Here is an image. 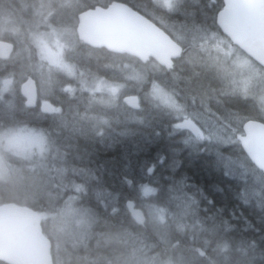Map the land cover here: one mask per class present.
Wrapping results in <instances>:
<instances>
[{
  "label": "trees",
  "instance_id": "obj_1",
  "mask_svg": "<svg viewBox=\"0 0 264 264\" xmlns=\"http://www.w3.org/2000/svg\"><path fill=\"white\" fill-rule=\"evenodd\" d=\"M111 1L148 16L184 46V55L168 71L153 60L142 64L94 50L76 36V51L65 53L66 65L75 70L70 76L48 64L27 34L20 38L10 29L3 31L0 40L16 48L10 59H0V88L10 79L17 91L0 100V114L5 113L0 116V134L5 133L12 146L17 143L9 138L16 132H42L58 139L47 140L39 159L7 153L8 163L45 174L48 185L36 194L0 178V207L30 206L43 216L40 227L52 241V264H264V175L237 140L247 120L264 122V102L233 95L223 97L225 109L211 105V94L202 93L205 80L199 79V72H204L195 53L220 44L210 40V32L202 39L181 41L164 25L161 19L175 21L174 0L158 9L159 17L149 14L143 0H86L79 11ZM222 8L220 0L212 22L228 39L215 23ZM186 9L188 22L196 18L188 25L199 32L206 8L193 4ZM21 47L25 52L18 56ZM44 66L59 77L49 83L48 94L40 90L41 78L48 74ZM28 77L36 80L39 93L32 108L21 92ZM211 85L212 80L206 89ZM179 91L184 100L176 97ZM127 96H136L139 106L130 107L124 101ZM40 102H50L55 111L45 114ZM12 103L15 107L7 106ZM198 114L229 130L234 142L211 148L195 145V135L178 123L189 118L204 131ZM228 157L246 162L229 165ZM70 199L94 218L87 225L88 236L65 234L63 244L55 234L57 218ZM130 200L145 212L143 225L129 212ZM0 264L11 263L0 258Z\"/></svg>",
  "mask_w": 264,
  "mask_h": 264
},
{
  "label": "rangeland",
  "instance_id": "obj_2",
  "mask_svg": "<svg viewBox=\"0 0 264 264\" xmlns=\"http://www.w3.org/2000/svg\"><path fill=\"white\" fill-rule=\"evenodd\" d=\"M86 0H1L0 3V34L3 31L10 29L15 35L23 38L26 34L29 39L39 44L40 51L44 53L45 60L51 66L62 68L65 72L72 76L75 72L74 68L69 67L65 63L66 52H75L78 46L75 35V14L84 6ZM174 22L167 23L161 19L162 23L172 30V32L182 41L194 39L196 37L204 38L209 33L210 40L217 41L220 47H207L196 51L195 56L197 61H200L199 67L203 70L199 73V79L205 80L202 87V93L211 94V105L225 109L224 96H240L242 98L251 97L264 102V69L250 59L246 54H243L238 48L231 46L228 39L222 36L216 29L212 20L216 15V9L220 6V0H174ZM193 4L203 6L205 15V25L202 26L199 32L192 30V26L188 25L193 22H188V12L186 7ZM202 4V5H201ZM195 15H193L194 17ZM191 34L186 36V32ZM196 41V40H195ZM219 41V42H218ZM62 53L63 49H65ZM25 52L21 47L17 55L22 56ZM44 72L48 73L50 67L44 66ZM91 72L93 68L88 67ZM78 72V70H76ZM58 76L48 73L41 78L43 81L40 90L44 94L50 93L52 82L58 81ZM215 85L206 86L208 82ZM45 81L48 83H45ZM191 82V81H190ZM190 82L187 83L191 86ZM196 83V81H195ZM217 85V86H216ZM17 91L16 86L4 84L1 82L0 100L6 94H13ZM176 97L184 100V94L178 92ZM10 108L15 107L14 103L7 105ZM5 116V113L0 114ZM197 120L204 127V132L201 135L191 138L195 145H206L211 148L223 147L231 145L234 139L231 137L229 130L220 129L216 123L209 122L205 115H197ZM210 127V129H208ZM203 130V129H202ZM209 130V131H207ZM37 133V132H36ZM25 131L16 132L11 135L9 140L17 143L16 146L6 142V134H0V178L11 181L13 185H17L20 190H30L34 193L42 190L48 181L46 175L33 174L31 171L20 167L16 162H7V153L23 154L31 160L39 159L45 154V145L48 139H58L57 136L45 134L42 132ZM209 145V146H208ZM67 159V156H65ZM228 157L227 163L238 162L243 165L246 162L242 158ZM33 171V169H32ZM63 171L60 173L62 174ZM254 173V171H252ZM80 177L83 173L80 172ZM43 216L39 215L41 220ZM94 218V215L85 209L76 206L74 200H68L59 217L57 218V230L55 234L61 239L62 235L74 236L82 238L88 236L89 221ZM64 244L63 238L61 239Z\"/></svg>",
  "mask_w": 264,
  "mask_h": 264
},
{
  "label": "water",
  "instance_id": "obj_3",
  "mask_svg": "<svg viewBox=\"0 0 264 264\" xmlns=\"http://www.w3.org/2000/svg\"><path fill=\"white\" fill-rule=\"evenodd\" d=\"M223 3L216 18L217 25L233 44L264 68V0H223ZM78 17L79 40L95 49L135 56L142 63L152 58L168 70L184 52L183 47L160 26L119 1L88 9ZM14 50L12 42L0 40V59H10ZM5 82L11 83L9 80ZM22 93L26 104L35 107L39 94L36 80L28 77ZM124 101L132 108L139 106L136 96H128ZM54 109L50 103L42 104V111L46 114ZM179 127L188 128L195 134L199 131L189 120L180 122ZM237 138L246 156L264 175V122L247 120L243 134H238ZM152 171L153 167L149 174ZM126 206L134 221L143 225L145 212L131 200ZM51 249L52 241L39 226V217L32 207H0V258L11 264H52Z\"/></svg>",
  "mask_w": 264,
  "mask_h": 264
},
{
  "label": "flooded vegetation",
  "instance_id": "obj_4",
  "mask_svg": "<svg viewBox=\"0 0 264 264\" xmlns=\"http://www.w3.org/2000/svg\"><path fill=\"white\" fill-rule=\"evenodd\" d=\"M140 2H145V3H147V5L149 6V7H154V8H157V13H159V10L158 9H162L163 10V7L164 6H159V5H157V3H156V1L155 0H143V1H140ZM83 11V10H82ZM81 13V12H80ZM77 15H79V13L77 14ZM77 24H78V21H77ZM97 49V48H96ZM101 50H104V49H101ZM105 51V50H104ZM107 52V51H106ZM109 52V51H108ZM109 53H111V52H109ZM112 54H114V53H112ZM115 55H117V56H127V55H119V54H115ZM70 87H68L67 89H69ZM43 102H40L39 103V105H40V107L42 106L41 104H42ZM202 133V131H199L197 134H193V135H195V136H198V135H200Z\"/></svg>",
  "mask_w": 264,
  "mask_h": 264
},
{
  "label": "bare ground",
  "instance_id": "obj_5",
  "mask_svg": "<svg viewBox=\"0 0 264 264\" xmlns=\"http://www.w3.org/2000/svg\"><path fill=\"white\" fill-rule=\"evenodd\" d=\"M242 130H243V128H242Z\"/></svg>",
  "mask_w": 264,
  "mask_h": 264
}]
</instances>
